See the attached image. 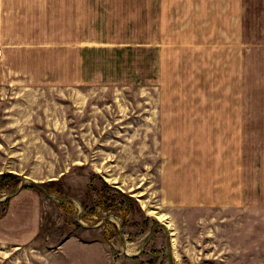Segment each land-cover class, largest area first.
<instances>
[{
	"label": "rangeland",
	"instance_id": "374dc122",
	"mask_svg": "<svg viewBox=\"0 0 264 264\" xmlns=\"http://www.w3.org/2000/svg\"><path fill=\"white\" fill-rule=\"evenodd\" d=\"M177 3L0 0V218L12 199L29 193L40 221L29 245L0 241V264H264V253L238 256L241 245L233 240L239 229H250L252 219L264 222V183L249 178V154L243 155L240 177L247 192L235 196L244 205L226 210L223 193L213 194V187L206 198L214 195L218 207L210 210L185 208L182 195L180 202L171 199L176 193L168 190V179H217L223 154L222 109H212V129L206 131L200 102L188 106L192 117L186 120V106H180V65L193 40L169 41ZM249 5V12L264 9V0ZM81 8L85 38L98 48L82 69L89 80L96 76L93 82L64 89L43 81L25 96L3 77L15 67L7 49L32 36L45 44L74 39ZM167 44L183 48V61L163 60ZM41 60H48L47 50ZM201 121L200 130L192 129ZM23 122L32 128L20 129ZM252 189L257 197L248 194ZM261 225L252 233L261 235Z\"/></svg>",
	"mask_w": 264,
	"mask_h": 264
},
{
	"label": "crops",
	"instance_id": "0c3cea01",
	"mask_svg": "<svg viewBox=\"0 0 264 264\" xmlns=\"http://www.w3.org/2000/svg\"><path fill=\"white\" fill-rule=\"evenodd\" d=\"M250 9L249 0H178L175 7L178 22L173 30L175 34L169 37V41L175 42V37H179L181 42L193 40L189 58L180 65L184 79L180 84L179 99H182L180 106H186L185 120L190 114L192 117L188 106L192 108L198 102L205 111L203 130L212 129L213 108L222 109L223 113L218 128L222 132L220 140L223 148L219 159L222 164L219 177L192 176V182L188 183L184 179L167 181L171 193H174L175 188L176 195L171 199L180 202L182 195L186 203L182 201L181 204L185 208L202 207L210 210L218 207V199H214V195L212 199L206 198L212 187L213 194L214 191L223 193L226 210L244 205L235 196L247 192V187L240 180L245 153L249 154L246 160L249 178L255 184L256 181L264 183V9L256 6L251 10L253 14L249 12ZM85 14L82 8L78 15L75 13L78 33L74 39L67 40L65 37L61 44L56 43V40L45 44L32 36V40L26 43L14 42L7 51L13 53L11 65L14 63L15 67H7L8 72L3 77L21 86L25 96H31L35 89L38 91L43 81L64 89L86 81L93 82L96 76L89 80L82 70L88 65L89 54L98 50L85 38V20L82 19ZM167 45V55H164L163 60L169 57L174 62L183 61L181 54L186 55L183 48ZM45 50L48 53L46 62L41 60V52ZM42 67L44 70L39 72ZM203 69L208 74L200 71ZM165 86L166 83H162V89ZM185 94L186 97H183ZM195 94L202 95L203 99H197ZM22 109H19V113H22ZM208 117L210 120H207ZM17 125L22 130L32 128L29 122ZM201 125L202 121L192 129L200 130ZM30 140V144L37 143L35 138ZM209 161L214 162L215 156ZM261 188L264 191V186L261 185ZM248 194L257 197L253 189ZM33 198L29 193H20L7 204L0 218V241L5 245L19 247L33 242L40 227L39 209ZM249 202L253 209H260L254 199ZM255 220L249 222L250 229H239V233L234 236L233 240L241 245L238 250L241 258L249 251L255 255L264 253V232L261 235L252 233L253 229L259 228L256 225L262 226L264 222L259 218ZM95 246L94 249L97 248Z\"/></svg>",
	"mask_w": 264,
	"mask_h": 264
},
{
	"label": "water",
	"instance_id": "95a60500",
	"mask_svg": "<svg viewBox=\"0 0 264 264\" xmlns=\"http://www.w3.org/2000/svg\"><path fill=\"white\" fill-rule=\"evenodd\" d=\"M19 189H21V187H19Z\"/></svg>",
	"mask_w": 264,
	"mask_h": 264
}]
</instances>
